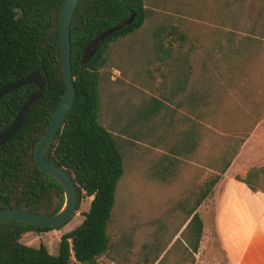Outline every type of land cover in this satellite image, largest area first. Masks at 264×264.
Listing matches in <instances>:
<instances>
[{"label":"trees","instance_id":"trees-1","mask_svg":"<svg viewBox=\"0 0 264 264\" xmlns=\"http://www.w3.org/2000/svg\"><path fill=\"white\" fill-rule=\"evenodd\" d=\"M64 1L0 0V88L33 72L47 78L25 124L0 146V209L51 215L65 203L63 187L35 158L66 89L59 34ZM201 2H78L71 22L76 98L45 158L72 177L76 210L84 197H91L90 208L78 226L62 235L57 254L44 244L27 245L22 238L67 222L43 227L1 220L0 264H99L103 257L118 264L196 263L204 231L198 209L264 117V103L251 99V112L240 117L247 123L245 130L231 131L230 116L223 110L233 90L246 92L243 82L262 43L264 2L246 33L240 31L246 0L212 3L205 11L208 27L200 33L191 21L195 11L202 13ZM117 26L88 58L95 39ZM112 69L121 72L116 79ZM37 90L29 83L0 99V131ZM218 127L223 133L216 134L211 146L208 140ZM145 163L154 184L173 182L194 163L200 175L210 173L201 182H188L187 191L162 216L129 223L123 212L118 219L129 166L141 173ZM236 179L264 192V165Z\"/></svg>","mask_w":264,"mask_h":264},{"label":"rangeland","instance_id":"rangeland-1","mask_svg":"<svg viewBox=\"0 0 264 264\" xmlns=\"http://www.w3.org/2000/svg\"><path fill=\"white\" fill-rule=\"evenodd\" d=\"M202 1L199 7L202 13L195 11V17L191 24L197 25L193 30L203 33L208 27L207 20L212 3L220 2L221 0H199ZM264 0H246L240 19V31L246 33L250 30L254 21L256 20ZM209 9V10H208ZM202 25V26H201ZM112 79L120 76L121 72L117 69H112ZM246 92H242L240 88L233 90L223 106L224 112L230 116L229 129L231 131L243 132L247 126L244 119L240 120L242 113L251 112L250 100L262 101L264 103V31L262 43L260 45V52L258 57L249 67V75L244 79ZM228 118V117H227ZM240 121V122H239ZM222 127L214 128L215 134L210 137L208 143L213 146L216 144L217 135L221 132ZM208 146L207 148H209ZM146 163L141 168V173L134 170L133 166H129L131 173L126 176L120 190V202L118 206L117 218L120 219L123 212L127 215L129 223L134 221H150L162 216L163 213L187 190L188 182L198 179V182L203 181L210 173L208 170L204 175L199 174L197 167L199 164L194 163L195 166L187 167L179 176L172 180L173 182L161 185L149 182V177L146 176ZM264 165V117L259 120L255 128L246 137L239 154L235 157L231 168L228 170L226 179L232 178L234 172H243L244 169H250L253 166ZM201 168V166L199 167ZM203 168V167H202ZM196 174H199L196 176ZM246 175V174H245ZM244 175V176H245ZM91 197H84L81 200L80 207L75 211L72 218L62 227L54 228L44 232L30 231L26 233L22 242L39 247L44 244L50 253L57 254L59 250L60 240L63 234L71 231L78 226L84 219V213L90 208ZM204 222L209 230L211 220L210 216L203 214ZM174 228L170 229L173 232ZM207 244V243H206ZM72 264H79L73 261ZM99 264H118L110 261L107 257L101 258ZM196 264V263H195Z\"/></svg>","mask_w":264,"mask_h":264},{"label":"water","instance_id":"water-1","mask_svg":"<svg viewBox=\"0 0 264 264\" xmlns=\"http://www.w3.org/2000/svg\"><path fill=\"white\" fill-rule=\"evenodd\" d=\"M80 0H65L60 13L59 21V34L61 44V56H62V67L64 73V79L66 83V89L60 105L55 111L52 120L48 126L46 133L40 139L36 146L35 158L39 168L55 178L63 187L65 194V203L61 210L51 215H42L31 210L21 208H5L0 209V221L1 220H17L22 221L34 226L43 227H55L68 222L75 214L77 206V193L76 186L69 175V173L49 162L45 158V152L47 148L55 140L56 135L61 128L65 118L71 110L75 98H76V86L74 82V76L71 65V22L76 6ZM134 18V14L127 21V24L131 23ZM121 26L111 28L110 30L99 35L93 42V48L86 55L88 58L93 56L96 52L99 44L108 35L118 30ZM29 83H34L38 87L35 91L21 106L13 122L0 131V146L10 141L17 131L25 124L28 117L30 107L34 102L39 100L42 95L44 86L47 83L46 76L40 72H33L23 78L12 81L0 88V99L7 93L15 90L21 86Z\"/></svg>","mask_w":264,"mask_h":264},{"label":"crops","instance_id":"crops-1","mask_svg":"<svg viewBox=\"0 0 264 264\" xmlns=\"http://www.w3.org/2000/svg\"><path fill=\"white\" fill-rule=\"evenodd\" d=\"M247 171L233 172L223 184L227 171L199 207L211 224L208 230L204 222L196 264H264V192L236 179Z\"/></svg>","mask_w":264,"mask_h":264}]
</instances>
